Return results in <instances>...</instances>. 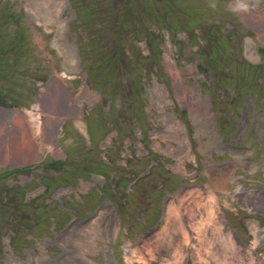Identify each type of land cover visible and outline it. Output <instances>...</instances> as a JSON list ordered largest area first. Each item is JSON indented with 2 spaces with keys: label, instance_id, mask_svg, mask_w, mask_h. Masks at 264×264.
Here are the masks:
<instances>
[{
  "label": "rangeland",
  "instance_id": "obj_1",
  "mask_svg": "<svg viewBox=\"0 0 264 264\" xmlns=\"http://www.w3.org/2000/svg\"><path fill=\"white\" fill-rule=\"evenodd\" d=\"M0 102V264H264V0H0Z\"/></svg>",
  "mask_w": 264,
  "mask_h": 264
},
{
  "label": "bare ground",
  "instance_id": "obj_2",
  "mask_svg": "<svg viewBox=\"0 0 264 264\" xmlns=\"http://www.w3.org/2000/svg\"><path fill=\"white\" fill-rule=\"evenodd\" d=\"M183 198L184 195L180 198L179 203L183 202ZM208 202H209V209L207 211V216H206V221L207 223H213L218 231L221 233H225L224 229H222V226L220 224V222L218 221V219L216 218V208L214 206V203H216L214 201V196L209 195V197L207 198ZM167 212H168V219L171 217V215H173L174 213H177V206L175 205V203H170L169 207L167 208ZM167 224V221H166ZM167 235V225L163 226L161 228V230L157 233V237L159 236H164ZM221 235V234H220ZM226 238H228L229 240V244L230 245H235V241L234 238L232 237V235H230L229 233H226ZM222 236V235H221ZM184 241L185 243H188V238H186V236L184 237ZM179 241L178 240H174L173 238L171 240H169V245L172 246L174 249V254H175V258L178 261L179 258V245H178ZM178 245V246H177ZM238 252L240 253L241 251L238 250Z\"/></svg>",
  "mask_w": 264,
  "mask_h": 264
},
{
  "label": "trees",
  "instance_id": "obj_3",
  "mask_svg": "<svg viewBox=\"0 0 264 264\" xmlns=\"http://www.w3.org/2000/svg\"><path fill=\"white\" fill-rule=\"evenodd\" d=\"M246 128V127H245Z\"/></svg>",
  "mask_w": 264,
  "mask_h": 264
}]
</instances>
